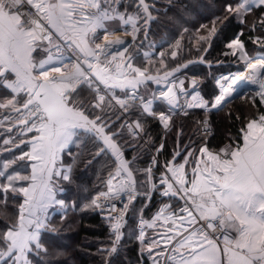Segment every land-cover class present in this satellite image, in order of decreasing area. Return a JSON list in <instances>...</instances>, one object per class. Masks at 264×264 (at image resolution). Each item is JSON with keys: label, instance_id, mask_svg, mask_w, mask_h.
<instances>
[{"label": "snow or ice", "instance_id": "snow-or-ice-1", "mask_svg": "<svg viewBox=\"0 0 264 264\" xmlns=\"http://www.w3.org/2000/svg\"><path fill=\"white\" fill-rule=\"evenodd\" d=\"M128 0H0V87L8 95L0 99V155L12 153V159L0 160V194L7 201L22 196L15 224L0 235V264H33L30 256L47 249L41 240L50 227L49 209H65V202L56 198L59 181L71 182L77 157L89 145L98 157L110 152L115 169L109 173L106 191L99 192L85 209H107L110 234L114 237L107 251H118L126 226L125 216L141 193L135 172L144 177L139 187L147 207L154 194L176 198L182 202L177 210L164 204L151 221L141 215L137 239L145 244V227L164 230L158 238L146 244L152 264H264V112L250 119L240 129V137L213 151L207 144L198 149L191 165L189 160L197 150L179 144L172 159L165 160L158 182L155 170L160 167L158 156L165 145L156 149L149 167L133 170L135 157L129 161L117 143L127 129L133 141L141 139L144 125L139 119L117 122L122 116L138 110L141 115L158 118L165 130H170L172 117L179 112L197 107L223 110L234 93L247 85H256L259 103L264 104V53L249 56L241 31L226 47L244 63L249 75L229 73L216 83L219 94L211 102L199 92L188 96L184 80L170 79L176 71L160 68L152 74L148 66H136L134 42L142 32L147 39L150 25L155 21V4L149 0H134V11H128ZM261 9L258 25L264 31V0H237L235 6L226 5V12L245 23L247 14ZM217 20H220L217 17ZM119 21L130 26L132 41L113 35L107 23ZM253 23L250 31H255ZM103 32L102 38L99 33ZM217 33L216 21L201 35L200 41H209ZM264 48V38L249 37ZM132 49V51H130ZM161 68L164 52L159 53ZM143 56L152 64L150 54ZM177 51L171 52L175 59ZM183 67H187L184 65ZM149 82L162 85L159 96L155 92L145 96L140 88ZM196 80L191 81L193 89ZM102 86V87H101ZM119 90L122 95H117ZM88 95L93 96L91 103ZM139 101V104L136 103ZM165 103L168 113H156L154 104ZM256 101L253 100V106ZM119 109L112 120L108 109ZM205 135L210 131L207 121L199 125ZM133 150L136 145H130ZM28 150L25 151L24 149ZM71 148L79 151L73 155ZM19 151V155H15ZM71 157L64 163L62 154ZM18 161L30 162V174H21L13 166ZM126 196L127 201L116 216V201ZM154 249H161L154 251ZM144 249H142L143 252Z\"/></svg>", "mask_w": 264, "mask_h": 264}, {"label": "trees", "instance_id": "trees-1", "mask_svg": "<svg viewBox=\"0 0 264 264\" xmlns=\"http://www.w3.org/2000/svg\"><path fill=\"white\" fill-rule=\"evenodd\" d=\"M128 2V11H134V0H128ZM149 2H154L158 11L153 12L156 19L150 25L147 39L141 32L134 42L133 48L137 52L134 63L141 68L148 66L152 74L156 73L157 68H160L161 75L165 70L179 68L180 70L176 71L174 77L170 79H177L183 75L198 78V85L188 92L189 101L192 95L199 92L205 100L211 102L219 94L215 82L219 75L241 72L245 69L244 63L238 56L226 54L230 53L226 45L241 31L243 32L241 39L245 41L249 56L264 53V48L249 39V37L264 38V31L257 23L261 15L259 8H254L252 13L247 14L245 23L242 24L234 14L226 12V5L235 6L237 0H149ZM217 17L220 20H217ZM213 21H216V35L210 42L200 41L199 37L207 35ZM253 23H257L254 32L250 31ZM173 50L177 51L175 59L171 57ZM144 52L150 54L151 65L147 64L143 56ZM160 52L165 53L162 59L167 66L166 69L160 66ZM156 85L154 82H149L146 88L144 86L140 88V92L147 96L154 92ZM116 93L122 95L119 90H116ZM7 95L8 91L0 87V99ZM87 100L91 103L93 96L88 95ZM253 100L256 101L255 106H253ZM154 108L156 113L161 111L168 113L167 105L161 101L155 102ZM107 112L112 120H116V117L121 114L118 108L108 109ZM259 112H264V107L259 103L255 92L231 100L223 110H212L206 113L202 108L194 107L188 109L186 115L175 114L172 117L170 130H165L158 118L144 116L138 110H134L126 118L122 116L116 127L119 128L120 123L126 122L127 119L130 121L139 119L144 125L142 138L133 141L128 130L124 129L122 137H117V143L129 161L133 157L136 158L132 164L134 171L147 168L153 159L154 152L157 155L156 149L163 143L164 150L158 156L160 167L155 170L158 182L164 161L172 159V152L178 144L182 152L186 145L197 150L193 156L198 155V149L204 144H207L211 150H216L219 146L231 143L240 137V129ZM204 115L210 117L212 126L213 135L209 140L201 137L199 131L198 120ZM3 138L0 136V141ZM132 144L137 146L135 150L130 147ZM78 151L76 148H71L73 155H76ZM19 154V151H15V155ZM11 155L12 153L6 152L5 155H0V160L11 159ZM62 158L65 164L71 162L67 152ZM192 161L194 160H189L190 164L193 163ZM23 164L26 171H21V174H30L29 163L25 161L20 163L18 161L13 167L22 170L25 169ZM114 169V157L109 152L97 157L91 145L84 150L83 155L77 157L71 182L60 181V184H57L59 190L56 198L65 202V209L57 212H54L56 210L54 208L49 210L50 227L56 231L45 232L42 236L41 242L47 249V255L41 253L39 257L30 256L33 264H152L146 251L148 237L154 238V235L164 229L160 228L158 223L155 228L145 227L146 238L145 244L142 245L137 239L139 235L136 229L137 220L142 215L146 221H151L164 204L171 203L173 206L171 210L174 211L181 206L182 202L178 204L176 198L170 201L168 198L154 194L148 206L143 207L146 203L142 195L145 188L139 187V184L144 177L136 171L135 176L141 196L133 202L125 216L126 226L122 229L124 235L118 251L111 255L107 251L101 252V249L112 246L114 237L110 234L107 220L101 217L97 209H85L83 206L99 192L107 190L106 181L109 173ZM3 182L1 179L0 183ZM22 200V196L13 199L12 194L9 193L7 201L4 202V197L0 194V235L7 230L8 226L16 223L19 204ZM142 249H144L143 252ZM160 250L154 249V251Z\"/></svg>", "mask_w": 264, "mask_h": 264}, {"label": "built area", "instance_id": "built-area-1", "mask_svg": "<svg viewBox=\"0 0 264 264\" xmlns=\"http://www.w3.org/2000/svg\"><path fill=\"white\" fill-rule=\"evenodd\" d=\"M220 76H221V75H219V76L217 77V79H219ZM193 79H194V78H193ZM217 79H216V81H217ZM176 80L178 81L179 79H176ZM195 80H196V79H195ZM196 82H197V84H196V86H197L199 82H198V80H196ZM190 83H191V82H190ZM217 85H218V84H217ZM101 87H102V86H101ZM160 87H162V85H156V87H155V89H154V92L156 93L157 96H159V88H160ZM183 87H184V89L187 91V93L193 89V87H192L191 84H185ZM256 91H258V88H256ZM257 98H258V100H259V97H258V96H257ZM185 99H187V100L189 101L188 96H187V97H185V96H180L179 102H180L181 105H184V103H185ZM136 103L139 104V101H136ZM261 105L264 107V104H261ZM203 110L205 111V109H203ZM187 111H188V109H187ZM182 114H184V113H183V112H179V113H178V115H182ZM124 117L126 118V116H124ZM205 121H207L208 127L210 128L209 133H208L207 135H205L203 129H201L200 127H199V131H200V135H201V137H203L205 140H209V139L212 137V135H213L212 126H211V122H210V117H209L208 115H204V116L200 117L199 120H198V125H203V124H205ZM127 122H131V121L127 119ZM227 144H229V143H225V144L221 145L220 147H218V149H220L221 147H223L224 145H227ZM218 149H217V150H218ZM154 156H157L155 152H154V154H153V157H154ZM151 161H152V160H151ZM150 163H151V162H150ZM150 163H149V165H150ZM148 167H149V166H148ZM139 196H141V195H139ZM139 196H138V197H139ZM138 197H137V198H138ZM126 201H127V197L124 196V197H122V198L119 199V200H116V201H107V202H105V203L108 204V205H111V204L115 203V205H116V211L111 212L110 214H111L112 216H116V215L119 213V210H120L121 208H123V206H124V204L126 203ZM101 210H103L104 215H105L106 217L109 215V211H108L107 209H101ZM143 219H144V218H143ZM106 220H107V219H106ZM144 220H145V219H144ZM145 221H146V220H145ZM107 224L109 225L108 221H107ZM139 226H140V218L137 220V223H136V229H137L138 231H139Z\"/></svg>", "mask_w": 264, "mask_h": 264}, {"label": "crops", "instance_id": "crops-1", "mask_svg": "<svg viewBox=\"0 0 264 264\" xmlns=\"http://www.w3.org/2000/svg\"><path fill=\"white\" fill-rule=\"evenodd\" d=\"M107 28H108V30L110 31V32H112L113 33V35L112 36H110V38H116V37H119V38H121V39H124L125 41H129V38L127 37L129 34H127V29L128 30H130V26H122L121 24H120V22L119 21H112V22H108L107 23ZM129 33V32H128ZM99 35H100V37L102 38V36H103V32H101V33H99ZM130 36V35H129ZM131 41V40H130ZM189 84H191V83H189ZM2 88V87H1ZM5 90V89H4ZM5 91H7V90H5ZM194 108V107H193ZM155 109V108H154ZM220 147V146H219ZM218 149V148H217ZM216 149V150H217ZM216 150H213V151H216ZM183 153V152H182ZM62 156H63V154H62ZM195 159V155L191 158V160H194ZM26 163H29V165H30V162H28V161H25ZM193 162V161H192ZM191 165H192V163L190 164V162H189V167H188V171H189V174L191 173ZM29 169H30V166H29ZM30 171H31V169H30ZM0 181H1V179H0ZM59 200V199H58ZM54 209H56L54 212H57L58 210H60V208L59 207H54ZM49 210H51V208L49 209ZM162 224V221H160V222H158V225H159V227L161 228V225ZM162 230V229H161Z\"/></svg>", "mask_w": 264, "mask_h": 264}, {"label": "water", "instance_id": "water-1", "mask_svg": "<svg viewBox=\"0 0 264 264\" xmlns=\"http://www.w3.org/2000/svg\"><path fill=\"white\" fill-rule=\"evenodd\" d=\"M226 75H228V74H226ZM221 76H222V75H221ZM181 79L184 80V85H185V84H189V83L193 80V77H191V76H189V75H184V76L181 77ZM218 89H219V87H218ZM253 90H256V88H254ZM245 91H247V90H244V91H242V92L235 93V94L233 95V97L229 98V102H230L231 100L235 99V98L242 97L243 94L245 93ZM229 102H228V103H229ZM97 212H98L99 214H101V217H102L103 219H106V216L104 215L103 210H101V209H97Z\"/></svg>", "mask_w": 264, "mask_h": 264}, {"label": "rangeland", "instance_id": "rangeland-1", "mask_svg": "<svg viewBox=\"0 0 264 264\" xmlns=\"http://www.w3.org/2000/svg\"><path fill=\"white\" fill-rule=\"evenodd\" d=\"M127 31L130 33V31H131V29L130 30H128L127 29ZM127 32V34H129ZM130 35V34H129ZM128 35V38H129V41L131 40L132 41V36L130 35L129 36ZM186 64V63H185ZM184 66V65H183ZM245 70H247L246 68L243 70V71H245ZM243 71H241V72H243ZM237 72H239V71H237ZM237 72H235V73H237ZM241 72H239V73H241ZM184 76V75H183ZM190 76V75H189ZM182 77V76H181ZM191 77H193L194 79H196V80H198V78H196V77H194V76H191ZM180 78V77H179ZM178 79V78H177ZM198 82H199V80H198ZM216 82V81H215ZM216 86H217V88L219 87V85H217V83H216ZM254 88H252V87H249V88H247V89H245V90H247V91H245V93L243 94V96L242 97H244L247 93H252V92H255L256 93V90H253ZM201 95V94H200ZM202 96V95H201ZM242 97H239V98H242ZM190 101H191V98H190ZM2 147H3V145H2ZM6 153V152H5ZM5 153H3L2 155H5ZM110 153V152H109ZM111 154V153H110ZM8 156H9V154H8ZM11 157H12V155H11ZM12 159V158H11ZM19 163H20V161H19ZM23 168H25V165L23 164ZM60 182V181H59ZM58 182V183H59ZM60 184V183H59ZM58 184V185H59ZM157 235H154V238H149L148 236V239H149V241L151 240V239H155V237H156Z\"/></svg>", "mask_w": 264, "mask_h": 264}, {"label": "bare ground", "instance_id": "bare-ground-1", "mask_svg": "<svg viewBox=\"0 0 264 264\" xmlns=\"http://www.w3.org/2000/svg\"><path fill=\"white\" fill-rule=\"evenodd\" d=\"M127 37H128V36H127ZM112 39H115V38H112ZM240 74L245 75V76L249 75V73H248L247 70L241 72ZM224 76H227V75L224 74ZM249 87H252V88H258L256 85H247V86H246L244 89H242L240 92L244 91L245 89H247V88H249ZM234 94H235V93H234ZM234 94H233V95H234Z\"/></svg>", "mask_w": 264, "mask_h": 264}]
</instances>
